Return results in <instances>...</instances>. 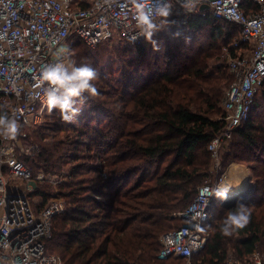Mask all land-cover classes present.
Segmentation results:
<instances>
[{"label":"trees","instance_id":"1","mask_svg":"<svg viewBox=\"0 0 264 264\" xmlns=\"http://www.w3.org/2000/svg\"><path fill=\"white\" fill-rule=\"evenodd\" d=\"M251 9L247 0L244 10ZM176 15L181 22L177 28L153 37L158 51L146 39L134 47L106 42L95 49L72 41L76 64H89L99 72L97 95L85 93L88 106L73 122L63 121L55 109L49 116L48 110L45 122L28 132L34 151L23 161L34 174L54 176L71 161L77 163L70 167L72 182L60 186L69 205L54 219L47 243L62 264H185L183 259H157L160 237L186 223L180 214L200 187L212 183L208 146L224 130L225 115L223 111L218 120L210 116L219 114L233 80L221 55L227 48L237 56L230 36L240 28L210 13L204 17L178 10ZM203 31L206 43L198 39ZM132 51L136 57L128 59ZM114 54L122 59L115 61ZM121 61L128 67L122 81L114 84L110 69ZM257 110L258 105L250 120L225 140H231L229 162L250 166L249 192L229 202H213L207 247L190 264H229V246L239 261L264 251V120L254 121ZM0 113L8 114L1 99ZM63 133L65 137L59 135ZM91 151L102 165L87 168L81 162ZM87 174L94 177L83 179ZM43 188L38 192L41 208L52 196L48 185ZM238 203L247 206L250 222L224 236L220 225Z\"/></svg>","mask_w":264,"mask_h":264},{"label":"built area","instance_id":"2","mask_svg":"<svg viewBox=\"0 0 264 264\" xmlns=\"http://www.w3.org/2000/svg\"><path fill=\"white\" fill-rule=\"evenodd\" d=\"M251 1L254 9L248 13L247 0H199L190 13H210L238 25L233 47L248 49L228 63L234 78L221 100L225 128L208 146L217 170L221 144L250 120L264 95V0ZM136 31L134 8L127 0H0V99L21 126L16 139L0 137V264H62L47 243L54 219L65 211L63 200L54 197L41 208L38 192L51 179L43 171L34 174L23 161L34 151L23 146L28 131L41 126L48 111L39 80L42 68L54 62L59 47L70 48L74 40L92 49L106 42L136 46L145 40H133ZM225 181L224 173L199 188L180 214L186 223L160 237L159 261L183 259L190 264L206 249L210 209L215 200L223 201L216 193L227 189ZM253 257V263L235 264H264V258Z\"/></svg>","mask_w":264,"mask_h":264},{"label":"clouds","instance_id":"3","mask_svg":"<svg viewBox=\"0 0 264 264\" xmlns=\"http://www.w3.org/2000/svg\"><path fill=\"white\" fill-rule=\"evenodd\" d=\"M134 8L136 33L133 40L143 36L158 51L159 45L154 35L169 26L168 18L178 5L184 13H191L199 0H127ZM54 62L45 65L39 75L44 96V103L49 112L58 110L63 121L71 123L81 114L78 107L86 102L87 97L97 95L94 81L99 72L89 64L77 65L70 58V48L61 46L54 52ZM18 121L6 113H0V137L16 139L20 132ZM227 191H219L216 195L227 199ZM251 214L247 206L238 203L234 210H229L220 225L224 236H231L235 231L244 229L250 222Z\"/></svg>","mask_w":264,"mask_h":264},{"label":"rangeland","instance_id":"4","mask_svg":"<svg viewBox=\"0 0 264 264\" xmlns=\"http://www.w3.org/2000/svg\"><path fill=\"white\" fill-rule=\"evenodd\" d=\"M178 10H180V12H183V10L182 9H178L177 7H175L174 9H173V12H172V15L168 18V20H169V26L168 27H166L165 29H163V30H161L160 32H158V33H156L155 35H154V37H157V36H161V35H166L167 33H169L173 28H177V23H181V22H179L180 21V18H179V16H177L176 15V12L178 11ZM182 24H184V23H182ZM207 31H203V33H202V36L201 37H199L198 39H200V41L201 42H203V43H206L207 41H208V36H207V33H206ZM238 37H239V34H238V31H236V32H234L231 36H230V45H231V49H232V45H235L236 44V42L238 41ZM114 44H116V43H113L112 45H114ZM120 45H129V44H125V43H121L120 42ZM103 46H106V45H103ZM131 47H134L133 45H130ZM120 47H122V46H120ZM132 49V48H131ZM75 52H76V50H72L71 49V47H70V58L72 59V60H74L75 62H76V59L74 58V54H75ZM248 54V49H246V48H241V50H240V48H237L236 49V55H238V54ZM127 57H129L128 59H133V58H135L136 56H134V51H132V52H130V54L127 56ZM231 57H233V56H231L230 54H229V50L227 49V48H223V53H222V55H221V60L223 61V63L227 66V68H228V63H229V60H230V58ZM113 59H115V61H119V60H121L122 59V55L121 54H114V58ZM130 61H132V60H130ZM126 62L127 61H125V64L121 61L119 64H115L114 65V63L112 64V67H111V69H110V78L111 79H114V84H117V83H120V81H122V79H123V71L125 72V70L127 69V67H128V65L126 64ZM229 69V68H228ZM234 78V77H233ZM233 81V80H232ZM222 100V99H221ZM88 106V105H87ZM86 106V107H87ZM85 106H84V104L83 105H81V108L82 109H84V108H86ZM258 109L259 110H257V112H256V114H255V122H259V121H262V120H264V95H262L261 97H259V99H258ZM219 110H220V112H219V114L218 115H211L210 116V118L212 119V120H218L219 118H220V116H221V114H222V112H223V108H222V103H220V108H219ZM49 116L51 115V112L48 114ZM49 116L46 118V123L47 122H49L50 121V118H49ZM45 122V121H44ZM77 123V122H76ZM75 123V124H76ZM77 125V124H76ZM34 129H30L29 131L30 132H32ZM28 131V132H29ZM72 132V131H71ZM61 137H65L64 135V133L63 134H59ZM69 137H72V136H69ZM237 136H234L233 138H236ZM233 138H232V140H233ZM231 141V140H230ZM230 141H224L222 144H221V146H220V148H219V152H218V165H219V170H217L214 166H215V161L212 159V163H211V169H210V172H211V177L209 178V182H215L216 180H218L219 178H220V176L222 175V174H224L225 173V176H226V182H227V184L229 183V178H230V173L227 175V170H229V168H230V166H231V164H239V163H237V162H229V158L227 157V152H228V149H229V143H230ZM33 141H32V138L30 139V140H28V141H26V142H24V144H23V146H27V145H29V146H33ZM242 148H238V150L237 151H239L240 152V150H241ZM85 157H87L86 159H84V160H82L81 162H83V163H85V165L87 166V168L88 167H93L94 165H102L101 164V162L99 163V161L96 159V158H94V154H93V151H91V152H88V154H87V156H85ZM100 161H102V160H100ZM81 162H79V163H81ZM77 163L76 162H70L67 166H63V167H61V169H60V171H59V174H57V175H54V176H52V175H49V178L51 179V182H48V183H45V184H43V186L44 185H48L49 186V188L48 189H46L47 191H49V192H51L52 193V196H51V198L49 199V201H48V203L52 200V198H54V197H56V198H58V199H62L63 200V203H64V209L66 210V208L68 207V203H67V201H66V199L65 198H63L62 196H61V188H60V186H62L63 184H65V183H70V182H72V180H71V178L69 177V174H70V167H72V166H74V165H76ZM248 168H249V174L252 176V172H251V170H250V166H248ZM234 169V167L231 169V171ZM104 171V172H103ZM102 172L103 173H105V170H103ZM103 175V174H102ZM106 175V174H105ZM105 175H103V177H105ZM89 177H94V174H87V175H85L84 176V178L83 179H88ZM250 177V176H249ZM81 179V178H80ZM14 182H17V181H14ZM236 187V186H235ZM231 189H229L230 190V193L231 194H228L227 195V200H231V199H233V198H235L236 196H238L240 193L242 194V193H244L242 196H244L246 193H248L249 191H244V192H237V191H239L240 189H234V187H230ZM44 189V188H43ZM228 190V191H229ZM63 191V190H62ZM235 192H237L238 194L236 195V196H234L233 197V193H235ZM55 193H57V194H55ZM232 195V196H231ZM231 196V197H230ZM47 203V204H48ZM216 208V207H215ZM215 208L213 209V211H212V215L215 213ZM217 208H219V206L217 207ZM216 208V209H217ZM213 218H214V216H213ZM229 249H230V251H229V253H230V259H229V263H232V264H235V263H237V262H249V263H253V261H254V257L253 256H251V257H249L248 259H245V260H243V261H239V260H237L236 259V257H233V249H232V246H229ZM256 257H258V258H264V251L263 250H260L258 253H256Z\"/></svg>","mask_w":264,"mask_h":264},{"label":"crops","instance_id":"5","mask_svg":"<svg viewBox=\"0 0 264 264\" xmlns=\"http://www.w3.org/2000/svg\"><path fill=\"white\" fill-rule=\"evenodd\" d=\"M233 167L234 169L231 171ZM229 173L230 178L227 186L228 190L230 187H234V189H240L242 192L248 191L250 189L251 175L249 174L248 166L244 164H231L229 170H227V175Z\"/></svg>","mask_w":264,"mask_h":264},{"label":"bare ground","instance_id":"6","mask_svg":"<svg viewBox=\"0 0 264 264\" xmlns=\"http://www.w3.org/2000/svg\"><path fill=\"white\" fill-rule=\"evenodd\" d=\"M225 186H228V184H227V182H226V181H225ZM227 189H228V188H227ZM229 189H230V188H229ZM237 192L239 193V192H241V191L239 190V191H237ZM237 192H235V193H233V194H232V195H233V197H234V196H236V195L238 194ZM231 193H232V192H231ZM231 193H230V190H229V191H227V195H228V194H231ZM232 195H231V196H232ZM231 196H230V197H231ZM227 199H228V198H227ZM227 199H226V200H227ZM223 201H225V200H223Z\"/></svg>","mask_w":264,"mask_h":264},{"label":"water","instance_id":"7","mask_svg":"<svg viewBox=\"0 0 264 264\" xmlns=\"http://www.w3.org/2000/svg\"><path fill=\"white\" fill-rule=\"evenodd\" d=\"M205 8H206L205 6L201 7V11L205 10ZM243 194H244V193H242V194H240V195H238V196H236V197H239V196H241V195H243ZM236 197H235V198H236ZM235 198H233V199H235ZM233 199L228 200L227 202L232 201Z\"/></svg>","mask_w":264,"mask_h":264}]
</instances>
